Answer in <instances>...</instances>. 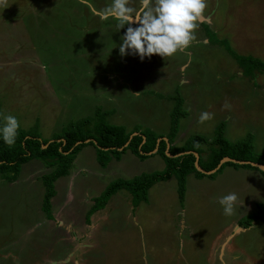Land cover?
<instances>
[{
	"label": "rangeland",
	"instance_id": "1",
	"mask_svg": "<svg viewBox=\"0 0 264 264\" xmlns=\"http://www.w3.org/2000/svg\"><path fill=\"white\" fill-rule=\"evenodd\" d=\"M92 2L99 9L110 0ZM129 6L138 8L139 0ZM126 27L101 22L79 0H0V120L14 115L20 129L49 139L102 103L116 114L109 122L165 133L170 97L179 94L187 115L176 144L194 134L212 139L224 122L228 140L250 134L254 151L264 148V73L246 78L215 43L264 61V0H207L196 39L172 57H121ZM205 112L212 118L201 121ZM40 162L23 164L13 183L0 175V264H264V226L236 225L252 209L237 201L226 217L218 204V184L230 180L237 196L248 193L245 174L220 176L213 185L219 173L191 180L182 204L175 176L152 185L136 206L119 190L86 223L90 204L110 182L163 169L161 156L142 160L127 150L103 168L93 146H84L69 174L55 181L52 220L41 210Z\"/></svg>",
	"mask_w": 264,
	"mask_h": 264
},
{
	"label": "trees",
	"instance_id": "2",
	"mask_svg": "<svg viewBox=\"0 0 264 264\" xmlns=\"http://www.w3.org/2000/svg\"><path fill=\"white\" fill-rule=\"evenodd\" d=\"M207 32H211L207 26ZM215 43L223 45L229 55L238 62L242 74L253 80L256 72L264 73V61L253 56L239 55L225 41L215 39ZM176 93H179L176 91ZM173 109L170 113V125L167 134H161L150 128L135 125L128 130L124 125L110 123L107 120L109 112L97 107L92 116H86L70 121L60 133L49 139H43L36 130L19 129L16 142L8 146L0 140V175L7 182H14L19 176L23 164L30 160H39L49 172L41 175L40 179L44 188L41 210L49 220L54 219L52 213V198L55 196V181L69 174V170L78 152L87 145H92L96 151V159L103 168L107 166L113 158L119 160L127 150H130L137 157L144 160L149 156L145 153L154 149L158 138L167 137L169 141V152L177 154L185 151H196L199 154V164L205 170H211L218 164L219 160L225 156L237 160H248L264 164V148L259 152L254 151L252 136L249 134L237 141L228 140L225 135V123L220 122L215 128V136L207 139L200 134L189 136L182 145L174 144L179 130V119L187 115L183 108L184 100L176 94L171 96ZM138 132L133 136L128 145L121 151L122 147L129 139L130 134ZM145 141L142 143L143 137ZM86 139H92L84 143ZM77 141L81 144L75 146ZM96 142V144L94 143ZM48 144L46 148L42 146ZM107 149V150H105ZM166 142L161 140L156 154L163 159L165 166L162 170L142 172L131 178H117L110 182L99 196L93 199L92 205L86 212V223H90V217L96 211L105 207L110 197L119 190L127 191L131 196L133 206L140 202L147 201L148 190L157 182L165 181L172 176L176 177L177 196L180 204L183 203L186 193V180L188 175L193 174L198 178H214L227 166L234 168H247L259 171L263 176L264 172L251 165H239L232 162L223 164L217 172L205 175L196 170L194 166L195 157L193 154H184L177 157H169L165 154ZM259 221L264 226V203H256L255 211L238 220V226L248 228L253 222Z\"/></svg>",
	"mask_w": 264,
	"mask_h": 264
},
{
	"label": "clouds",
	"instance_id": "3",
	"mask_svg": "<svg viewBox=\"0 0 264 264\" xmlns=\"http://www.w3.org/2000/svg\"><path fill=\"white\" fill-rule=\"evenodd\" d=\"M79 3L101 22L115 21L118 29L127 25L120 37L119 55L135 56L140 61L153 55L172 57L187 49L196 39L195 30L207 8V0H139L138 8L129 6V0H110L99 9L92 0H79ZM211 118V113L201 114V121ZM19 129L16 116L4 115L0 120V140L8 146L14 145ZM237 200L235 192L218 199L224 216L236 213Z\"/></svg>",
	"mask_w": 264,
	"mask_h": 264
},
{
	"label": "crops",
	"instance_id": "4",
	"mask_svg": "<svg viewBox=\"0 0 264 264\" xmlns=\"http://www.w3.org/2000/svg\"><path fill=\"white\" fill-rule=\"evenodd\" d=\"M171 100V99H170ZM172 101V103L174 104V102H173V100H171ZM100 102H102V101H100ZM97 107H100L102 110H104V111H107V112H109V116H108V118L111 120L112 118L111 117H113V116H115L116 114H114V112L112 111V110H108V109H105V108H103V105H102V103H101V106H96L95 108L93 107V112H92V114H89L88 116H92L93 114H94V112H95V110H96V108ZM113 109V108H112ZM67 111H69V110H67ZM83 118V117H82ZM76 120V119H75ZM69 123V122H68ZM110 123H112V122H110ZM114 124H118V123H114ZM169 125H170V123H169ZM134 127V126H133ZM132 127V128H133ZM131 128V129H132ZM130 129V130H131ZM129 130V129H128ZM168 130H169V127H168ZM168 130L165 132V133H161V134H167V132H168ZM154 131V130H153ZM158 133V132H157ZM178 135V134H177ZM177 137V136H176ZM176 138H175V141H174V144H176ZM184 143V142H183ZM182 143V144H183ZM181 144V145H182ZM176 145H178V144H176ZM94 148V147H93ZM94 152H95V156H96V151H95V148H94ZM114 159V158H113ZM97 160V159H96ZM115 161H117V162H120L121 161V158L119 159V160H117V159H114ZM163 160V159H162ZM38 162L39 161H37V160H33V161H31L30 163H27L28 164V166L29 165H37L38 164ZM98 162V161H97ZM164 162V161H163ZM41 164H42V171H43V173L41 174V175H43V174H45V173H47V172H49L51 169H48V168H46L45 166H44V164L42 163V162H40ZM25 165V164H24ZM27 166V165H26ZM164 166H165V163H163V168H164ZM46 170H48L47 172H44V171H46ZM162 170V169H161ZM156 171V170H155ZM140 174V173H139ZM139 174H137V175H139ZM224 174V175H223ZM236 174H240V175H246V176H248L250 179H251V181H252V185H251V189L248 191V193L247 194H244V195H238V202H241L242 201V205H246L247 206V208H249V209H252V212L253 211H255V209H256V203H264V176L259 172V171H257V170H253V169H247V168H234V167H232V166H228V167H226L225 169H223V171L221 172V173H219L218 174V177L214 180V181H209V182H211V184L213 185L214 183H217L218 184V182H219V178H220V176H228V177H235L236 176ZM28 175H30V177L32 176L31 174H28ZM41 175H39L40 177H41ZM239 175V176H240ZM133 176H135V175H133ZM132 176V177H133ZM30 177H29V179H30ZM209 178V177H208ZM3 179V178H2ZM4 180V179H3ZM192 180V181H191ZM200 180H202V178H198V177H196V176H194L193 174H190V175H188V177H187V180H186V185H187V183H189L190 181L191 182H194V183H198ZM210 180V179H209ZM8 183H10V182H8ZM13 183V182H12ZM219 185V189H220V195L221 196H224V195H227L228 194V192H235L237 189L236 188H234L233 186H231V182H230V180H229V182L227 183H224V184H218ZM103 191V190H102ZM186 194V193H185ZM236 194H239V193H236ZM93 203V202H92ZM92 203L90 204V206L92 205ZM89 209V208H88ZM238 224V221H236V225ZM243 229V228H242ZM242 231V230H241Z\"/></svg>",
	"mask_w": 264,
	"mask_h": 264
},
{
	"label": "water",
	"instance_id": "5",
	"mask_svg": "<svg viewBox=\"0 0 264 264\" xmlns=\"http://www.w3.org/2000/svg\"><path fill=\"white\" fill-rule=\"evenodd\" d=\"M138 134H139L138 132H133L132 134H130L128 141H127L122 147H119L117 150L121 151L124 147H126V146L128 145L130 139H131L133 136L138 135ZM142 137H143V136H142ZM91 140H92V139H86V140L83 141V142H84V143H88V142H90ZM161 140H164V141L166 142L165 154H166L167 156H169V157H177V156H181V155L189 154V153L193 154L194 157H195V160H194V166H195L196 170L199 171V172H201V173H203V174H205V175H211V174H214L215 172H217V170L220 169V167H221L223 164H225V163H227V162H232V163L239 164V165H246V164H248V165H251V166L257 168L258 170L264 172V164L257 163V162H253V161H248V160H237V159L231 158V157H229V156H225V157L221 158V159L219 160L218 164L216 165V167H214L213 169H211V170H205V169H203V168L200 166V164H199V157H200V156H199V154H198L196 151H185V152H180V153H177V154H174V155L171 154V153L169 152V146H170V144H169V141H168L167 137L158 138L157 141H156V144H155L154 149H153L152 151H150V152L145 153V154H147V155H153V154H156V152L158 151L159 143H160ZM92 141H93V140H92ZM144 141H145V138L143 137L142 143H143ZM81 143H82V141H77V142L75 143V146H77V145H79V144H81ZM94 143L96 144L95 141H94ZM47 145H48V144H44L42 147H43V148H46ZM105 150H107V149H105Z\"/></svg>",
	"mask_w": 264,
	"mask_h": 264
}]
</instances>
